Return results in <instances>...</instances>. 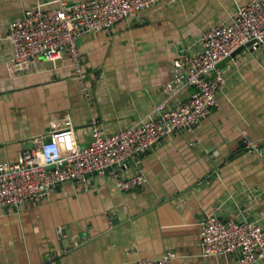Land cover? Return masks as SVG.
I'll list each match as a JSON object with an SVG mask.
<instances>
[{"label":"crops","instance_id":"0c3cea01","mask_svg":"<svg viewBox=\"0 0 264 264\" xmlns=\"http://www.w3.org/2000/svg\"><path fill=\"white\" fill-rule=\"evenodd\" d=\"M82 1L0 0V163H15L36 139H48L53 120L70 117L85 146L93 119L113 135L161 104L187 102L194 88L186 86V70L178 91L166 92L174 61L202 50L204 33L231 25L252 0H163L111 31L85 34L77 47L89 98L67 54L52 65L16 63L9 38L27 11ZM218 68L227 85L212 113L125 167L126 177L142 172L145 187L120 192L109 175L91 176L40 203L0 211V264H134L166 253L172 264H238L235 254L201 257L200 223L216 213L264 225V151L244 146L246 137L264 144V49H244Z\"/></svg>","mask_w":264,"mask_h":264},{"label":"built area","instance_id":"2783aa9c","mask_svg":"<svg viewBox=\"0 0 264 264\" xmlns=\"http://www.w3.org/2000/svg\"><path fill=\"white\" fill-rule=\"evenodd\" d=\"M161 1L86 0L61 2L53 10L33 8L10 25L14 62L29 63L37 58L54 62L67 54L82 91L89 98L88 75L77 40L87 33L111 31ZM242 47L264 49V0H252L239 7L231 25L213 27L204 33L202 50L174 61L176 78L167 85L166 92L178 91L180 77L186 70V86L194 88L187 102L172 109L161 104L145 121L113 135L104 134L99 121L93 119L91 142L85 146L78 143L70 117L53 120L48 139H36L17 162L0 163V211L40 203L55 188L67 183L86 184L91 176L109 175L120 192H136L145 187L148 180L142 172L123 175L127 164H137L162 139L192 131L212 113L227 85L218 65ZM244 146L250 153L264 151V144L249 137ZM199 246L205 260L235 254L238 264H256L264 260V225L205 214L200 223ZM173 257L166 253L160 259H137L134 264H172Z\"/></svg>","mask_w":264,"mask_h":264},{"label":"water","instance_id":"95a60500","mask_svg":"<svg viewBox=\"0 0 264 264\" xmlns=\"http://www.w3.org/2000/svg\"><path fill=\"white\" fill-rule=\"evenodd\" d=\"M245 49V47L240 48L239 50H237L235 53H233V55H231L229 58L225 59L224 62L229 61L231 58L235 57L239 52L243 51ZM51 65L54 64L53 62L50 63Z\"/></svg>","mask_w":264,"mask_h":264},{"label":"bare ground","instance_id":"6f19581e","mask_svg":"<svg viewBox=\"0 0 264 264\" xmlns=\"http://www.w3.org/2000/svg\"><path fill=\"white\" fill-rule=\"evenodd\" d=\"M87 35V34H86Z\"/></svg>","mask_w":264,"mask_h":264}]
</instances>
